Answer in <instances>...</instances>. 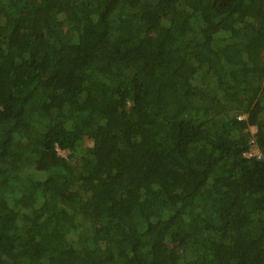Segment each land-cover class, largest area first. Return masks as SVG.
Wrapping results in <instances>:
<instances>
[{
	"label": "trees",
	"instance_id": "1",
	"mask_svg": "<svg viewBox=\"0 0 264 264\" xmlns=\"http://www.w3.org/2000/svg\"><path fill=\"white\" fill-rule=\"evenodd\" d=\"M0 264H264V0H0Z\"/></svg>",
	"mask_w": 264,
	"mask_h": 264
},
{
	"label": "built area",
	"instance_id": "2",
	"mask_svg": "<svg viewBox=\"0 0 264 264\" xmlns=\"http://www.w3.org/2000/svg\"><path fill=\"white\" fill-rule=\"evenodd\" d=\"M245 156L248 158L253 157V156L260 157V153L258 152V150H256V148H252L249 152L245 154Z\"/></svg>",
	"mask_w": 264,
	"mask_h": 264
},
{
	"label": "clouds",
	"instance_id": "3",
	"mask_svg": "<svg viewBox=\"0 0 264 264\" xmlns=\"http://www.w3.org/2000/svg\"><path fill=\"white\" fill-rule=\"evenodd\" d=\"M238 119L240 120V119H242V118L240 117V118H238ZM253 130H254V129H253ZM253 132H254V131H253ZM255 148H256V147H255ZM256 150H257V148H256Z\"/></svg>",
	"mask_w": 264,
	"mask_h": 264
},
{
	"label": "rangeland",
	"instance_id": "4",
	"mask_svg": "<svg viewBox=\"0 0 264 264\" xmlns=\"http://www.w3.org/2000/svg\"><path fill=\"white\" fill-rule=\"evenodd\" d=\"M60 154L65 155V153H63V152H60Z\"/></svg>",
	"mask_w": 264,
	"mask_h": 264
}]
</instances>
